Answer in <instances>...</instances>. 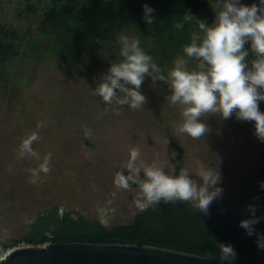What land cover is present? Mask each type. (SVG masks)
I'll list each match as a JSON object with an SVG mask.
<instances>
[{
  "label": "rangeland",
  "instance_id": "374dc122",
  "mask_svg": "<svg viewBox=\"0 0 264 264\" xmlns=\"http://www.w3.org/2000/svg\"><path fill=\"white\" fill-rule=\"evenodd\" d=\"M91 1L0 0V25L15 34V39L0 37L1 243L22 239L39 213L56 207L60 214L80 215L107 228L131 224L145 209L137 207L139 188L122 189L115 180L118 169L127 174L132 147L147 163L170 168L180 158L193 175L200 165L219 170L223 195L209 212L221 202L253 204L260 217L264 202L254 194L264 171V142L254 135V121L209 116L204 122L210 133L195 140L175 131L182 122L180 106L166 102L170 90L162 81L145 78L140 91L147 102L139 110L109 105L92 94L100 75L121 59V34L138 38L165 75L183 47L158 43L153 35L142 39L131 28L115 33L98 51L82 54L77 66L55 55V36L44 38L38 30L43 11L64 3L89 7ZM202 16L208 25L214 22L211 7ZM13 39L19 43V66L12 49L4 47ZM196 64L190 60L189 70ZM259 108L264 112V101ZM32 133L40 137L31 145L39 159L21 155L22 142ZM46 158L48 173L39 170Z\"/></svg>",
  "mask_w": 264,
  "mask_h": 264
},
{
  "label": "clouds",
  "instance_id": "9594fccd",
  "mask_svg": "<svg viewBox=\"0 0 264 264\" xmlns=\"http://www.w3.org/2000/svg\"><path fill=\"white\" fill-rule=\"evenodd\" d=\"M211 8L215 17L211 25L190 12L184 13L183 22L195 20L198 30L191 34L190 43L183 46V55L174 59L166 75L153 56L142 49L138 38L121 34L118 38L121 59L111 62L100 75L92 94L109 105H127L139 110L147 102L140 89L145 78L150 77L153 84L157 81L167 84L170 94L166 102L180 106L182 122L175 128L178 134L199 140L211 131L204 122L207 117L218 114L227 120L235 115L239 121H254V135L264 142V112L259 108V102L264 101V0L250 6L239 0H214ZM143 12L144 22L152 25L155 9L145 4ZM174 26L180 29L183 24L177 22ZM249 42L250 47L246 48ZM249 49L254 55L250 68ZM190 60L197 61L194 70L188 68ZM39 139L36 133L26 138L21 145V155L28 153L39 159L31 147ZM124 167L127 174L118 172L115 183L122 189H129L132 184L138 186L141 198L137 207L141 210L161 202H184L208 215L210 205L223 195V189L218 186L221 183L219 170L213 171L203 165L194 175L184 167L177 172V165L168 168L156 162H145L140 149L132 147ZM39 170L50 171L48 158ZM34 175L38 176L39 172ZM260 188L264 190V182ZM246 210L251 218L241 220L239 226L247 235H255L258 250L264 251V233H257L254 227L264 217L255 215L253 204L247 205ZM217 247L219 259L233 264L237 257L233 246L217 243ZM3 251L0 249V254Z\"/></svg>",
  "mask_w": 264,
  "mask_h": 264
},
{
  "label": "trees",
  "instance_id": "16d2710c",
  "mask_svg": "<svg viewBox=\"0 0 264 264\" xmlns=\"http://www.w3.org/2000/svg\"><path fill=\"white\" fill-rule=\"evenodd\" d=\"M214 0H92L89 7L58 4L43 11L39 32L43 37L53 34L57 44L55 55H64L73 66L78 65L85 52L98 51L115 33L134 28L142 39L154 36L158 43L180 49L190 43L191 34L197 31L195 20L184 23L183 15L190 12L205 21L202 16ZM243 5H259V0H239ZM155 9L154 23L143 20V6ZM181 22L183 27L174 25ZM10 30V29H8ZM0 25V37L14 38L15 34ZM3 33V34H2ZM9 36V37H8ZM250 47L249 44L245 45ZM248 60L254 55L249 49ZM24 56V55H23ZM26 57V56H25ZM177 172L181 159L175 160ZM123 170L118 169V172ZM125 172V171H124ZM126 174V173H125ZM264 171L260 177L255 196L264 202ZM132 187H138L135 184ZM259 217V216H258ZM264 217V213L260 216ZM251 218L245 207L238 203L221 202L208 215L192 209L188 203L177 202L146 207L131 224L107 228L100 222L89 221L83 216L59 213L58 208L39 213L30 231L19 240H11L0 249L17 242L30 246L45 243H121L153 245L170 248L203 257H218L217 243L230 244L237 253L236 258H264L258 250L256 236H249L239 226L243 219ZM257 233H264V219L255 226Z\"/></svg>",
  "mask_w": 264,
  "mask_h": 264
},
{
  "label": "water",
  "instance_id": "95a60500",
  "mask_svg": "<svg viewBox=\"0 0 264 264\" xmlns=\"http://www.w3.org/2000/svg\"><path fill=\"white\" fill-rule=\"evenodd\" d=\"M1 264H226L165 247L121 243H48L13 252ZM233 264H264V258H236Z\"/></svg>",
  "mask_w": 264,
  "mask_h": 264
},
{
  "label": "built area",
  "instance_id": "2783aa9c",
  "mask_svg": "<svg viewBox=\"0 0 264 264\" xmlns=\"http://www.w3.org/2000/svg\"><path fill=\"white\" fill-rule=\"evenodd\" d=\"M48 243H45L41 246H46ZM31 247L30 245L24 243V242H17L11 246H8L7 248L4 249L3 254H0V264L6 260L13 252L22 250L25 248Z\"/></svg>",
  "mask_w": 264,
  "mask_h": 264
},
{
  "label": "flooded vegetation",
  "instance_id": "af4514ba",
  "mask_svg": "<svg viewBox=\"0 0 264 264\" xmlns=\"http://www.w3.org/2000/svg\"><path fill=\"white\" fill-rule=\"evenodd\" d=\"M12 41L14 42V44L11 45L10 41H8L9 43L7 44V42H6L4 44V47L7 48V49H8V47H9V49H12L11 50V53H12L13 57L16 60V66H19V64H20V62H19L20 55L18 53V51H19V43L18 42H15L14 39ZM7 53H8V51L5 52V54H7Z\"/></svg>",
  "mask_w": 264,
  "mask_h": 264
},
{
  "label": "crops",
  "instance_id": "0c3cea01",
  "mask_svg": "<svg viewBox=\"0 0 264 264\" xmlns=\"http://www.w3.org/2000/svg\"><path fill=\"white\" fill-rule=\"evenodd\" d=\"M10 241H11V240H10ZM4 244H7V243H1V241H0V248H1Z\"/></svg>",
  "mask_w": 264,
  "mask_h": 264
}]
</instances>
